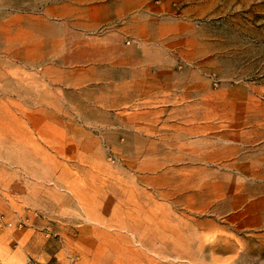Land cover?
Segmentation results:
<instances>
[{
  "label": "rangeland",
  "instance_id": "rangeland-1",
  "mask_svg": "<svg viewBox=\"0 0 264 264\" xmlns=\"http://www.w3.org/2000/svg\"><path fill=\"white\" fill-rule=\"evenodd\" d=\"M0 264H264V0H0Z\"/></svg>",
  "mask_w": 264,
  "mask_h": 264
}]
</instances>
